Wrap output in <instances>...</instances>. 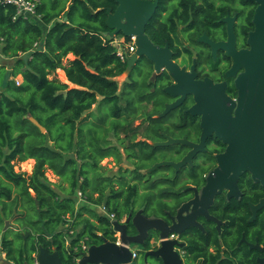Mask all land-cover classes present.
I'll use <instances>...</instances> for the list:
<instances>
[{"label": "trees", "instance_id": "16d2710c", "mask_svg": "<svg viewBox=\"0 0 264 264\" xmlns=\"http://www.w3.org/2000/svg\"><path fill=\"white\" fill-rule=\"evenodd\" d=\"M30 1L40 17L37 23L0 3V54L13 60L8 80L0 86V252L13 264H34L42 246L49 253L58 252L63 264H75L73 254L83 246L116 240L112 222L92 206L104 207L120 222L137 212L147 217L161 214L169 209L163 199L175 197L171 210L175 209L181 193L167 191L174 183L165 176L154 183L149 179L171 168L144 173L162 159L150 144L134 141L133 118L128 121L136 108L134 83L125 85L129 115L123 118L116 78L127 64L117 58L106 25L107 10L113 13L116 3ZM146 33L152 42L163 43L162 27L156 29L153 21ZM57 71L63 72L66 83L58 80ZM94 105L98 110L109 105L108 116L90 113ZM28 115L44 133L24 118ZM123 154L133 169L119 168L109 175L101 161L112 158L119 165ZM29 160L34 161L30 174L16 171ZM165 184L171 186L154 191V185ZM78 192L82 205H77ZM6 221L11 230L2 231ZM131 231L136 234L132 227ZM192 234L184 249L186 264H256L255 252L212 254L209 247H221L218 237ZM237 241L225 246L233 248ZM259 242L264 244V239ZM149 248L146 242L143 249ZM151 260L148 264H161Z\"/></svg>", "mask_w": 264, "mask_h": 264}, {"label": "flooded vegetation", "instance_id": "af4514ba", "mask_svg": "<svg viewBox=\"0 0 264 264\" xmlns=\"http://www.w3.org/2000/svg\"><path fill=\"white\" fill-rule=\"evenodd\" d=\"M143 1L157 2L147 25L153 21L156 29L162 27L163 43L152 42L146 33V27L145 36L153 49L165 51L157 54L158 67L145 57H135L118 89L119 106L123 109L125 119L129 115L126 113L125 85L134 83L136 108L128 119L131 121L133 118L131 123L134 141L146 142L156 148L158 157L162 159L159 163L178 164L191 154L189 160L178 169L172 165L156 167L151 172L157 168L171 170H160L149 177L154 183L165 176V179L174 183V188L167 191L181 193L178 207L171 210L175 197L163 199L169 209L157 216H150L161 220L169 228L171 221L189 215L193 206L191 202L200 196L202 189L207 186L208 176H213L212 172L220 167V157L226 154L229 146L227 137L233 134L230 123L236 118L238 80L245 72V68L239 63V54L251 49L248 40L256 30L254 17L257 10L264 6V0ZM179 2L182 3L180 7ZM179 14L186 19L185 22L178 19ZM135 53L136 46L131 55L134 56ZM164 58L184 77L180 84L168 67L161 63ZM127 61L128 58L126 64ZM178 84L183 86L180 93L172 95L165 91ZM176 102H179L177 106L165 113L167 106ZM169 141H184L187 144L165 146ZM108 159L115 164L112 158ZM170 186L154 185L153 189L156 192L159 188ZM236 190L237 196H233L228 187L216 189L206 213L218 223L201 215L195 218L196 224L201 228H187L181 234L167 237V240L177 239L183 244L181 248H176L183 264H186V242L196 231L206 237H218L221 247H209L208 252L212 254H236L248 250L257 254L256 264L258 259L264 257L263 253L251 248L255 245L264 248V244L259 242V239H264V207L255 213L251 208L264 201V188L254 183L251 173L245 172L238 176ZM187 204L188 207L182 209ZM126 220L127 218L122 224ZM126 232L127 235H133L130 223L126 224ZM114 237H118L116 232ZM237 238L233 248L225 246L232 244V240ZM160 241L158 234L150 231L142 246H134L135 261L142 259L146 252L143 249L146 242L150 246L149 250H155Z\"/></svg>", "mask_w": 264, "mask_h": 264}, {"label": "water", "instance_id": "95a60500", "mask_svg": "<svg viewBox=\"0 0 264 264\" xmlns=\"http://www.w3.org/2000/svg\"><path fill=\"white\" fill-rule=\"evenodd\" d=\"M116 3V9L113 13L107 10L106 25L111 30L109 36L113 38L118 34L124 37L135 38L136 53L134 57H145L151 63H156L158 67V52H164V49H153L145 36V27L152 18L157 7V2L143 0H113ZM256 30L250 34L248 43L251 46L250 51L239 54V63L245 68V72L240 75L238 80L239 96L238 105L235 111L236 118L231 121L230 127L233 130L231 137H227L228 148L226 154L220 157V167L208 176V183L191 203L193 206L187 217L171 221V226L161 220L153 217L148 218L141 212H137L133 217H128L121 224L113 222V230L119 234L120 244L103 239L99 245H91L77 253H74L75 264H135L132 258L131 248L142 246L149 236V232L158 234L161 239L160 245L155 250L144 252L142 261L148 264L149 258L159 259L161 264H183L176 248H181L177 239L167 240L171 234H181L187 228H201L195 222L198 216L208 217L207 207L211 204L217 188L228 187L231 189L230 195L237 196L236 182L239 175L249 172L252 175L254 183L260 184L264 188V6L257 10L254 17ZM171 71L173 77L182 82L184 77L165 60L161 61ZM167 88L165 91L176 95L182 91V85ZM176 102L167 106L165 113L177 106ZM195 113V112H194ZM37 128L41 133L45 130L30 115L24 117ZM187 144L184 141H169L165 146L171 144ZM189 145V144H188ZM189 154L181 163H159L149 169L150 173L156 167L172 165L178 169L189 160ZM189 204L182 207L186 209ZM264 207L262 200L257 206H252L255 213ZM181 209V210H182ZM130 223L135 230V235H127L126 224ZM218 223V222H217ZM9 226L5 222L4 230ZM27 233L24 234V237ZM264 254V248L255 245L251 247ZM37 264H63L59 258L58 252L49 253L42 246L38 247L36 255ZM0 264H13L4 257H0ZM257 264H264V257L257 260Z\"/></svg>", "mask_w": 264, "mask_h": 264}, {"label": "rangeland", "instance_id": "374dc122", "mask_svg": "<svg viewBox=\"0 0 264 264\" xmlns=\"http://www.w3.org/2000/svg\"><path fill=\"white\" fill-rule=\"evenodd\" d=\"M134 61H135V57L132 56V55L131 56L129 55L128 56V61H127V69H126V71L121 76H119L118 78H116V81H117V83L119 85V88H121V84L125 80V78H126L128 72H129L131 66L133 65ZM12 63H13V60H11L9 58H5L4 56H1V54H0V68H3V71L0 70V76H1L0 86L1 87H3V84H5L6 81L8 80V71L10 70V67H11ZM56 77L61 82H65L66 83L63 72L57 71ZM16 81L20 84L21 78L20 77H17L16 78ZM1 90H2V88H0V91ZM109 108H110L109 105L108 106L103 105L101 107V109L98 110L97 105H94L92 107L90 113L92 112L94 115H97L98 114L100 116L107 117L108 114H109ZM110 138H111V142L114 143V144H116V140L112 136ZM33 164H34V161L33 160H29V161H27V162H25V163H23V164H21L19 166H16V171L25 172L27 174H30V172L32 170ZM101 165L102 166H105L107 168L109 175L116 174L118 172L119 168L126 169V170L133 169L132 162L130 160H127L124 155H123V158H122V161H121L120 165L113 164V162H111L110 159H108V158L107 159H104L101 162ZM144 173H147V171H145ZM47 176L50 179V181H52V182L55 181V179L52 177V175L50 174V172H47ZM77 205H82V204H81V202L77 201ZM92 209H94L95 211L99 212L98 207L92 206ZM122 221H124V220H122ZM10 226H11V224L9 222V226L6 228L5 231L11 230V227ZM3 230H4V225H3L2 231ZM118 238H119V234H118ZM132 249H135V248L132 247ZM0 257H4L3 254L1 255V252H0ZM148 261L151 262L152 261L151 258H149ZM135 264H144V262L142 260H139Z\"/></svg>", "mask_w": 264, "mask_h": 264}, {"label": "built area", "instance_id": "2783aa9c", "mask_svg": "<svg viewBox=\"0 0 264 264\" xmlns=\"http://www.w3.org/2000/svg\"><path fill=\"white\" fill-rule=\"evenodd\" d=\"M0 3L4 5L12 6L15 10L16 16L23 17L24 19L31 21L33 23H37L40 21V17L36 15L35 12V4L30 0H0ZM129 39L130 41L127 42L124 37L114 36L111 41V46L114 48L117 58H119V60L122 62H125L128 56L134 53L135 51V45H134L135 38L131 37ZM16 84L18 85L19 83L16 81ZM77 201L83 203L82 196L79 192L77 193ZM98 210L101 215L107 217L112 223L115 222L114 215L107 213L104 207H98ZM122 222L123 221H120L119 223ZM115 242L117 244H120L118 237L116 238ZM85 248L86 247L84 246L83 250ZM131 252H132V258L135 259L136 257L135 250L131 248ZM34 264H37L36 256H35Z\"/></svg>", "mask_w": 264, "mask_h": 264}]
</instances>
